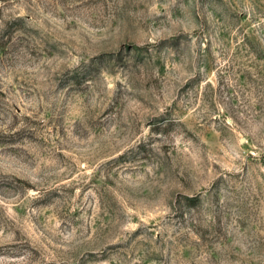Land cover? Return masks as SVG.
<instances>
[{
	"label": "rangeland",
	"instance_id": "rangeland-1",
	"mask_svg": "<svg viewBox=\"0 0 264 264\" xmlns=\"http://www.w3.org/2000/svg\"><path fill=\"white\" fill-rule=\"evenodd\" d=\"M0 264H264V0H0Z\"/></svg>",
	"mask_w": 264,
	"mask_h": 264
}]
</instances>
